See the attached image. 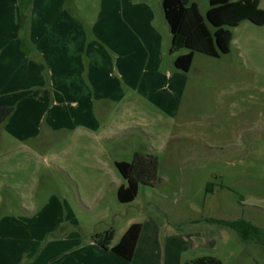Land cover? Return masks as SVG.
<instances>
[{"label": "rangeland", "instance_id": "1", "mask_svg": "<svg viewBox=\"0 0 264 264\" xmlns=\"http://www.w3.org/2000/svg\"><path fill=\"white\" fill-rule=\"evenodd\" d=\"M27 1L15 0L18 21L30 20ZM55 1L81 28V85L68 91L66 102L58 97V81L57 90H45V101L40 88H32L41 101L35 108L22 113L24 107L9 105L14 110L0 125V264H29L48 244L66 237L67 246L90 243L110 228L115 244L129 221L184 240L190 246L183 262L214 256L222 264H264V25L245 19L230 27L229 52L217 58L195 52L186 73L173 65L187 49L170 53L161 0L33 3ZM128 2L150 7L158 41L123 46L120 6ZM190 2L203 16L209 8L208 0ZM259 6L264 9V0ZM2 15L10 27L11 13ZM25 31L16 28L11 36ZM125 72L133 88L122 79ZM167 72L186 78L175 112L153 99L157 73ZM50 79L45 71L42 84ZM75 94L81 101L71 103ZM25 124L36 135L19 137L16 128ZM136 153L157 157L158 180L139 183L135 199L120 203L116 188L125 180L114 161L131 162ZM237 219L262 232L244 241L215 221ZM12 239L14 255L6 252ZM31 244L37 247L28 255Z\"/></svg>", "mask_w": 264, "mask_h": 264}, {"label": "crops", "instance_id": "2", "mask_svg": "<svg viewBox=\"0 0 264 264\" xmlns=\"http://www.w3.org/2000/svg\"><path fill=\"white\" fill-rule=\"evenodd\" d=\"M8 2H12V4L9 3L6 6L5 0H0V93L6 90L12 91L13 94L4 97L0 94V106L15 104L17 110L22 106L24 107L22 113L28 108H35L36 103H41V101L35 99L33 89L40 88L43 96L39 95L38 97L45 101V90L52 88L57 90L58 81L62 83L58 90V97L61 101L66 102L68 91L76 92L81 85L76 79L81 73L80 54L83 37L80 25L65 12L64 6L58 4L57 1L41 6L33 3L34 0H28L25 7L31 9L29 10L31 17L28 22L25 17L24 20L18 21L19 4L15 0ZM127 4L120 6L121 12H125L126 19L123 46L126 48L127 45L136 41L147 43L149 39L152 42L158 41L159 35L153 24L154 16L150 7L145 3L128 2ZM5 11L11 13L10 27L5 26L1 19L2 13ZM34 12H36L35 16L32 15ZM21 27H26L22 36H11L15 33L16 28L21 30ZM45 71L51 75L50 83L47 85L42 84ZM156 78L158 80L152 88L153 91L149 89L145 94L148 96L153 92V99L161 101V108L168 112H175L177 101L186 87L185 76L178 72H167L166 74L157 73ZM122 79L128 84V87L133 88L131 75L125 72ZM111 90L113 91V89ZM138 90L141 89L138 88ZM115 91L117 92L118 88L114 89V93H112L115 94ZM70 100L71 103L81 101L76 94ZM80 106L81 104L77 105V107ZM62 115L59 122L65 123L66 120L62 118ZM25 117L28 118L29 115ZM55 123L52 121L50 125ZM28 124L16 128L19 137L22 134L31 135L33 133L28 132L30 130ZM33 128L34 126L31 125V129ZM32 135H36V132ZM132 223L129 221L124 231ZM67 239L68 237L61 243L56 242L44 246L29 264H183L182 255L189 250L190 246L184 245L185 241L180 237L162 238L159 228L155 225H151L149 228L141 226L133 256L129 261L108 249L101 248L93 241L81 244L77 240L75 243L70 242L72 244L67 246ZM14 243L15 241L12 239L11 250L7 249L6 252H13L14 255L16 248ZM36 247L33 244L29 245L28 255L35 252Z\"/></svg>", "mask_w": 264, "mask_h": 264}, {"label": "trees", "instance_id": "3", "mask_svg": "<svg viewBox=\"0 0 264 264\" xmlns=\"http://www.w3.org/2000/svg\"><path fill=\"white\" fill-rule=\"evenodd\" d=\"M209 8L203 16L195 2L190 0H161L164 19L171 35L170 53L182 48L185 53L178 54L174 60L175 68L187 72L192 64L195 52L211 57H219L229 52L232 34L230 27L237 26L248 19L256 25H264V9L259 0H208ZM14 106H0V125L13 112ZM114 166L125 183L116 188V198L120 203L132 202L139 183L153 186L158 180V161L153 154L136 153L131 162L114 161ZM237 231L242 240L262 232L257 226L243 220H215ZM141 230L140 223H132L124 231L118 242L112 244L113 229L92 236V241L117 256L131 260ZM183 264H222L214 256H201L183 262Z\"/></svg>", "mask_w": 264, "mask_h": 264}]
</instances>
